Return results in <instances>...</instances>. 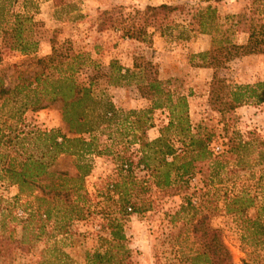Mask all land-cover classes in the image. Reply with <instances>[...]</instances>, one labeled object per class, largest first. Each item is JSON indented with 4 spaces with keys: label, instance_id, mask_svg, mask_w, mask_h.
<instances>
[{
    "label": "rangeland",
    "instance_id": "1",
    "mask_svg": "<svg viewBox=\"0 0 264 264\" xmlns=\"http://www.w3.org/2000/svg\"><path fill=\"white\" fill-rule=\"evenodd\" d=\"M161 3L183 5L184 8L172 14L168 25L149 27L143 40L124 36L120 27L98 29L100 13L105 9L124 6V15H128L135 9ZM209 4L223 18L243 11L249 0L220 3L202 0H17L12 9L29 13L40 23L36 29L40 40L37 56L51 53L54 41L63 45L64 51L70 49L88 54L90 64L77 73V78L88 82L99 75L94 87L97 92L104 90L118 113L91 135H84L94 137V146L102 153L87 156L92 163L90 173L82 181L71 183L75 185L72 199L79 212L75 211L65 225L68 221L65 215L70 207L68 203L56 201L53 217L46 223V233L39 240L36 241L35 235L40 223L37 217L31 223L28 218L37 205L35 196L41 192L28 187L21 189L0 173V234H12L16 239L26 240L32 246L34 259L44 255L46 259L54 260L63 253L76 264H87L89 253L107 248L106 239L111 238L110 222L116 219L122 225L131 250L127 264H190L191 227L185 218L172 222V217L181 209L185 197L191 196L194 204L203 203L210 214V223L222 230L234 264H264V246L247 231V213L225 212L226 194L255 193V181L264 173V101L244 104L225 115L210 104V86L215 73L232 85L257 83L264 80V55L241 56L221 62L216 68L197 66L201 60L193 58L194 55L211 49L216 53L219 51L218 43L210 34L198 32L193 18L198 10ZM247 39V34L240 33L233 40L245 43ZM3 59L8 65L25 58L20 53L8 51L4 52ZM113 62L130 68L135 75L123 80L121 86L110 84V75L115 74ZM147 62L156 65L157 76L163 81L165 91L187 97L192 131L201 135L214 134L211 146L220 147L219 151H214L215 158L224 166L215 169L214 160L203 163L204 172L188 180V190H185L183 180L174 186L177 188L159 189L152 171L138 163L141 157L139 142L159 137L161 128L170 121L166 102L163 107L152 109L157 98L151 95L140 68L135 67ZM28 64L0 70V75L4 74L7 82L13 81L20 71L25 72L24 77L30 76L33 70ZM148 109L152 111L143 112ZM4 124L12 125L13 134L21 136L35 130L60 129L69 133L60 102L20 114L14 103L3 105L0 100V125ZM229 137H236L242 144L249 143L239 148L234 156H229L226 153ZM176 146L182 147V144L176 142ZM238 155L244 160L241 166H238ZM76 164V157L62 155L53 169L67 171L73 176L77 173ZM207 181L209 185H205ZM80 183L82 188L77 189ZM116 183L120 184L118 190L127 188L130 199L147 209L141 213L122 212L121 196L114 190ZM192 192L195 194L191 195ZM261 199L258 195V203ZM248 213L253 216L256 211L252 208ZM49 248L55 250L45 253Z\"/></svg>",
    "mask_w": 264,
    "mask_h": 264
},
{
    "label": "trees",
    "instance_id": "2",
    "mask_svg": "<svg viewBox=\"0 0 264 264\" xmlns=\"http://www.w3.org/2000/svg\"><path fill=\"white\" fill-rule=\"evenodd\" d=\"M204 2L220 3L224 0H202ZM17 0H0V70L17 67L29 63L32 74L24 77L19 74L13 81L7 82L4 74L0 75V100L4 104L14 103L17 112L23 113L28 109L41 110L49 105L62 104L63 120L69 126V133L60 129L29 131L26 135L13 134L12 125H0V173L9 182L19 185L21 189L30 188L41 192L35 196L37 205L30 213L31 223L37 217L40 223L36 233V241L46 231V223L51 221L56 201L68 203L70 210L66 213L65 225L73 218L74 212H79L78 205L72 199L75 185L73 181H82L92 169L90 158L93 153L101 154L94 146L95 138L91 135L105 121H111L118 113V108L104 90L97 92L93 76L88 82L79 81V73L90 64L89 55L75 53L58 45L52 44L51 53L37 56L40 40L36 29L40 23L34 16L12 9ZM183 5L161 3L147 5L143 9H135L133 14L124 15V6H113L100 13L99 30L107 28H122L124 36L143 40L149 27H162L168 23L172 14L183 10ZM198 32L210 34L218 43L219 51L211 49L196 54L201 63L199 67H218L221 62H228L247 55H264V0H249V4L239 13L227 14L221 18L212 5H207L194 15ZM168 25V24H166ZM240 33L248 35L245 43H237L234 37ZM218 34L219 37L216 35ZM20 53L25 59L8 64L4 62V52ZM92 62V61H91ZM110 84L121 86L123 80L134 76L130 68L112 64ZM142 71L141 75L147 80L151 95L156 96L153 108H161L166 102L170 110V121L161 128L159 137L153 140L143 139L139 165L151 170L156 178L155 185L159 189H170L183 180L188 190V180L199 172H204L202 164L215 161V169L224 164L216 161V154L211 146L214 134L201 135L192 131L189 117V104L185 95L175 96L163 88V81L157 76L156 65L147 62L135 66ZM165 95V98H163ZM264 101V80L254 84L227 83L215 73L210 86V104L214 110L225 115L236 108L248 103ZM152 109L143 111L149 113ZM132 113L137 114L136 111ZM147 122V119L144 121ZM236 137H229L227 155L236 154L249 141L237 142ZM17 141V142H16ZM180 142L182 147L176 146ZM31 148V149H30ZM76 157L75 175L67 171H55L56 161L62 155ZM238 166L244 161L238 155ZM131 167V164H130ZM129 167V170H130ZM264 172V171H263ZM188 177V178H186ZM255 193L242 191L240 194L225 196V212L227 214L245 215L246 228L251 237L264 246V173L256 179ZM120 184L114 185V190L120 194V201L125 214L141 213L147 208L138 206L128 196V189L118 190ZM205 185H209L207 181ZM82 188L80 183L77 189ZM195 194L192 192L191 195ZM258 195L261 202L258 203ZM256 213L251 216L249 209ZM210 214L205 211L203 203L196 205L191 196L185 197L181 209L172 217V222L185 218L191 227L192 247H190V264H234L229 248L225 244L222 230L214 227L209 221ZM64 225V226H65ZM63 226V227H64ZM111 238L106 239L107 248L89 253L87 264H127L131 250L127 245V237L120 222L111 220ZM35 230V229H34ZM32 230V231H34ZM32 246L24 239H16L12 234H0V264H76L67 254H59L54 260L46 259L43 255L38 259L32 257ZM54 248L44 252H52ZM30 253V254H29ZM54 256L53 254H51Z\"/></svg>",
    "mask_w": 264,
    "mask_h": 264
},
{
    "label": "built area",
    "instance_id": "3",
    "mask_svg": "<svg viewBox=\"0 0 264 264\" xmlns=\"http://www.w3.org/2000/svg\"><path fill=\"white\" fill-rule=\"evenodd\" d=\"M213 150L217 152V151L220 150V147H218V146L217 147H213Z\"/></svg>",
    "mask_w": 264,
    "mask_h": 264
}]
</instances>
